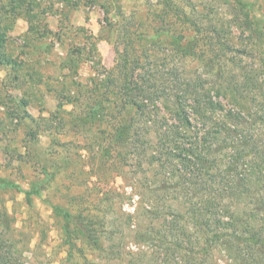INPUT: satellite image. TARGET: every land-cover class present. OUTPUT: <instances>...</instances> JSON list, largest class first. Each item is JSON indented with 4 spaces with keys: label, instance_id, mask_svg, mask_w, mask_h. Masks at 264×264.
<instances>
[{
    "label": "rangeland",
    "instance_id": "374dc122",
    "mask_svg": "<svg viewBox=\"0 0 264 264\" xmlns=\"http://www.w3.org/2000/svg\"><path fill=\"white\" fill-rule=\"evenodd\" d=\"M23 3L0 0V52L13 61L0 57L2 253L16 264H230L216 243L206 245L210 234L186 214L189 205L173 202L179 193L147 185L153 175L130 166L138 153L132 164L123 161L126 149L113 141L110 114L92 118L91 111L99 96L105 104L119 99L110 81L122 82L118 62L129 46L157 83L173 68L207 73L209 81L246 89L252 112L264 116V0ZM193 39L191 57L183 48ZM141 193L154 203L167 195L161 206L172 205L165 206L169 216L180 214L169 237L148 225L128 226L127 216L142 211ZM181 225L184 241L177 236Z\"/></svg>",
    "mask_w": 264,
    "mask_h": 264
},
{
    "label": "trees",
    "instance_id": "16d2710c",
    "mask_svg": "<svg viewBox=\"0 0 264 264\" xmlns=\"http://www.w3.org/2000/svg\"><path fill=\"white\" fill-rule=\"evenodd\" d=\"M23 1L17 3L22 6ZM193 27L199 32L197 25ZM129 31L124 36L133 41L134 33ZM172 39V47L180 48ZM3 43L0 26V51ZM197 44V39L191 40L183 52L192 57ZM128 47L124 46L118 62L122 82L117 83L115 78L110 81L117 87L119 99H106V107L99 96L91 117L110 114L107 117L114 124L113 141L126 149L121 153L123 161L132 164L138 153L135 165L130 166L153 175V182L147 185L154 184L158 190L159 184L165 192L179 193L173 202L189 205L186 214L210 234V239H203L207 246L216 243L228 255L230 264H264V116L252 112L253 99L245 95L246 89L240 90L233 82L209 81L207 73L187 71L183 75L173 68L164 74V81L157 83L141 66L142 54ZM0 57L13 63L5 53L0 52ZM67 57L70 62L76 61L74 53ZM98 85L94 82L95 92L100 93ZM114 151L117 153L115 149L111 153ZM181 168L184 174L179 175ZM141 196L142 211L137 218L127 216L128 226L148 225L153 234L161 232L162 237H169L170 226L176 228L180 214L171 217L166 205L161 206L167 204V195H163L165 203L162 197L154 203L144 193ZM171 206L166 207L171 210ZM185 229L181 225L177 234L183 241ZM150 231L143 235L153 240ZM144 236L138 234L141 242L147 241ZM177 239L174 245L180 250L182 244ZM0 264L16 263L0 250Z\"/></svg>",
    "mask_w": 264,
    "mask_h": 264
}]
</instances>
